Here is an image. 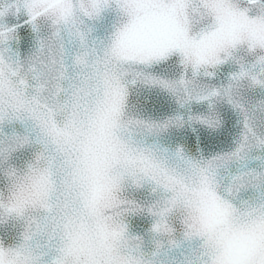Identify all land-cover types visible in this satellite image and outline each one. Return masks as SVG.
Masks as SVG:
<instances>
[{"label": "snow or ice", "instance_id": "obj_1", "mask_svg": "<svg viewBox=\"0 0 264 264\" xmlns=\"http://www.w3.org/2000/svg\"><path fill=\"white\" fill-rule=\"evenodd\" d=\"M0 264H264V0H0Z\"/></svg>", "mask_w": 264, "mask_h": 264}]
</instances>
